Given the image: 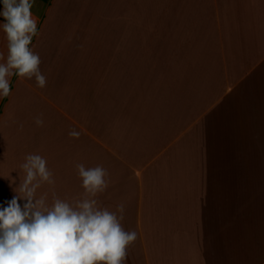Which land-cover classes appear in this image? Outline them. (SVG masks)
Returning <instances> with one entry per match:
<instances>
[{
    "label": "crops",
    "instance_id": "1",
    "mask_svg": "<svg viewBox=\"0 0 264 264\" xmlns=\"http://www.w3.org/2000/svg\"><path fill=\"white\" fill-rule=\"evenodd\" d=\"M33 6L47 84H30L70 117L68 135L42 144L55 184L37 198L81 199L76 165L102 166L100 205L119 216L123 203L122 227L137 232L126 264H264V0ZM18 89L24 103V78Z\"/></svg>",
    "mask_w": 264,
    "mask_h": 264
},
{
    "label": "clouds",
    "instance_id": "2",
    "mask_svg": "<svg viewBox=\"0 0 264 264\" xmlns=\"http://www.w3.org/2000/svg\"><path fill=\"white\" fill-rule=\"evenodd\" d=\"M2 3L0 16L6 21L2 27L8 55L6 63H0V97L11 94L9 78L13 75L35 78L37 87L45 88L40 56L30 47L33 37L38 36V20L31 11L35 0ZM35 123L43 126L44 121L36 117ZM69 135L79 138L80 133L72 130ZM20 167L25 173L18 186L23 196H13L7 207L0 209V264H126L127 248L136 241L137 232L122 227L123 203L117 206L118 216L97 199L110 185L106 169L77 164L82 198L69 202L53 196L49 206L46 196H36L43 184H55L46 160L28 154ZM13 191L16 193V188ZM19 200L26 201L22 207Z\"/></svg>",
    "mask_w": 264,
    "mask_h": 264
},
{
    "label": "rangeland",
    "instance_id": "3",
    "mask_svg": "<svg viewBox=\"0 0 264 264\" xmlns=\"http://www.w3.org/2000/svg\"><path fill=\"white\" fill-rule=\"evenodd\" d=\"M31 10L36 13L40 12V9L34 6ZM77 73L78 79H85L82 69H79ZM19 78L17 75L14 76L10 83L11 94L0 100V209L7 207V202L11 201L15 193L14 188H16L15 194L20 193L18 192L20 182L14 180L12 173L14 165L23 164L28 154L39 155L40 151H43L42 144L46 145V143L56 141L57 137L68 135L66 134L68 131L66 120L70 117H67L69 111L63 102L52 99L45 91L35 90L30 84L33 80L24 78V103H19V89L16 91ZM53 105L56 109L66 112H55ZM21 110L24 111V115L17 117L15 114L20 113ZM64 113H67L66 117ZM232 113L233 119L235 111ZM36 117L44 121L43 126L36 125ZM227 125L231 123L227 122ZM25 202L18 201L21 206Z\"/></svg>",
    "mask_w": 264,
    "mask_h": 264
},
{
    "label": "built area",
    "instance_id": "4",
    "mask_svg": "<svg viewBox=\"0 0 264 264\" xmlns=\"http://www.w3.org/2000/svg\"><path fill=\"white\" fill-rule=\"evenodd\" d=\"M0 10H3V3H2V0H0Z\"/></svg>",
    "mask_w": 264,
    "mask_h": 264
}]
</instances>
